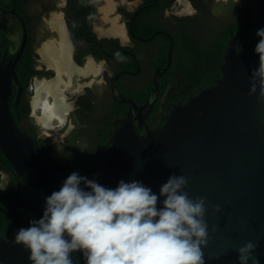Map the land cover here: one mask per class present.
Instances as JSON below:
<instances>
[{
	"label": "water",
	"instance_id": "obj_1",
	"mask_svg": "<svg viewBox=\"0 0 264 264\" xmlns=\"http://www.w3.org/2000/svg\"><path fill=\"white\" fill-rule=\"evenodd\" d=\"M102 6L105 15L99 11L96 18V22L100 20L99 29L105 23L124 36L123 27L116 23L111 0H103ZM47 14L54 20L60 39L54 34L40 38L38 49L48 60L61 50L63 63L71 68L66 61L68 42L59 19L62 11L59 7ZM48 19L44 15V21ZM254 25L256 31L264 28V0H256ZM0 28L6 39L0 55V150L16 179L13 202L8 210L0 206V211L7 214L23 208L27 228L30 220L43 215L45 197L59 190L65 178L48 164L38 141L20 123L23 86L15 67L28 41L24 18L15 7L0 8ZM241 35L242 32L236 33L227 44L222 77L185 105L173 106L165 120L153 128L145 118L156 102L159 79L172 61L171 35L168 34L166 65L154 69L152 87L143 104L116 88L117 78L132 72L117 73L112 81L113 93L127 104L126 116L116 120L106 156L89 178L109 188H115L121 179L139 180L158 194L171 174L184 175L188 181L184 190L189 198H206L209 236L207 244L201 246L204 264H239L237 249L248 241L258 245L252 253L256 259H250L249 264H256V260L264 264V77L254 78L252 74L264 61L255 52L237 51L236 41ZM59 79L67 88V97L52 84ZM55 80L39 84L34 98L35 104L41 106V120L52 128L54 117L59 124L63 122L68 109L65 99L69 100L75 89L74 84L61 78L60 72ZM47 95L53 98L51 104ZM163 199L159 198L158 207ZM217 205L220 211H216ZM29 255L22 244L0 239V264H32ZM72 258L74 264H85L79 252H74Z\"/></svg>",
	"mask_w": 264,
	"mask_h": 264
},
{
	"label": "flooded vegetation",
	"instance_id": "obj_2",
	"mask_svg": "<svg viewBox=\"0 0 264 264\" xmlns=\"http://www.w3.org/2000/svg\"><path fill=\"white\" fill-rule=\"evenodd\" d=\"M50 1L51 4L43 8L39 18L40 31L36 35L34 32L33 35L32 72L30 81L26 89L23 87L20 97V102L23 100L27 105L25 115L22 121L20 120L21 125L26 131L29 129L39 141L44 143L48 142V140L59 142L76 131L78 135L85 137H94L100 133L104 135L105 131L108 138H110L114 131L116 120L125 117L127 112L126 110L124 116L115 115L114 112L120 101L117 95L113 93L112 81L122 69L128 70L122 67H125L130 60L136 64L135 70H128L132 73L125 74L126 76L122 79L118 77L115 82L116 88L123 94L122 89L125 87L135 88V84L130 81L129 76L137 77L143 83L149 80L151 73L150 64L156 60L159 51L164 46V37L168 39L169 45L170 38L168 34L173 39V52L180 27L181 29L184 27L193 29L191 30L192 34H194L193 38L198 43H201L209 31L216 33L218 20H224L223 18L227 16L232 18L235 12L239 13L244 11V7L248 4V0H157L159 1L158 12L156 11L157 13H155L157 15L152 16L154 19L149 17L153 22H156L155 29L152 33L148 34V28L143 27L139 34V32L136 33L133 31L131 25H134V23L140 20L147 21V17H142L141 13L151 5H145V0H111L113 14L117 16V19H115L116 23L119 26L121 25L125 32L124 36H120L112 30L111 27L113 26L107 27L105 23L102 29H99L100 20L96 22V18L99 11H102L104 7L102 6L103 0H85L91 9L90 16L92 17V22L88 26L87 32L92 33L93 37L82 36L79 40L74 41L65 13L68 0H63V2L61 0ZM58 1H61V3ZM74 1L75 4H80L83 0ZM2 3L3 1L0 0V8H5ZM59 7L62 11V16L59 19L65 30L69 48L66 56L68 59L66 61L71 63V68L66 63H63L64 60L62 59L63 55L61 54V50L55 52L53 57L48 60L47 57L44 58L42 56L38 49V44L41 43L40 38L42 39L50 34H54L60 39L58 29L53 25L54 20L50 18L51 15L47 14L48 11ZM128 13L132 14L130 20L127 18ZM101 14L105 15L103 11ZM44 15L48 16L49 19L47 21H44ZM139 16H141L140 19ZM241 32L243 35L244 31ZM114 42L122 49L115 51L117 46ZM255 46L236 44V49L237 51L247 50L248 53L254 54ZM2 52L0 51V55ZM172 62L173 58L169 68ZM157 67L163 68L164 65H158ZM169 68L161 77L166 74ZM57 72H60L67 78L68 84H74L75 89H72L71 97H68L69 100L65 99V102L68 104V109L63 114V122L59 124L60 122L56 117L51 121L55 125L53 128L61 125V128L56 132L58 136L54 137L48 134L47 129H51L52 127H48L41 120V106L35 104L34 98L36 96L37 86L49 79L55 80ZM219 78L215 80L217 81ZM166 79H168L169 83L172 81L169 76H166ZM52 84L58 86L62 95L67 97V95H64L67 88L61 83L60 79L53 81ZM206 88L201 86L198 89L197 85L195 86L191 82L187 83V85L183 84L182 88L176 91V99L171 102L167 109L160 108L153 116L150 113L151 111L147 114L145 118L146 124L150 128L157 126L165 120L173 106L185 105ZM59 90L58 94L60 92ZM47 97H50L53 101L51 95H47ZM86 101L88 108L84 109L81 104ZM107 145L108 143L105 145V149ZM1 155L3 156L2 153ZM4 163L9 162L4 156L0 157V206L3 210H8L16 194V179L11 172V168L8 169ZM20 227L26 228V218L23 208L17 207L7 214L0 211V239L12 240L15 232Z\"/></svg>",
	"mask_w": 264,
	"mask_h": 264
},
{
	"label": "clouds",
	"instance_id": "obj_3",
	"mask_svg": "<svg viewBox=\"0 0 264 264\" xmlns=\"http://www.w3.org/2000/svg\"><path fill=\"white\" fill-rule=\"evenodd\" d=\"M256 36L254 51L264 61V28ZM252 74L264 77V63ZM187 183L171 174L157 194L139 180L109 188L73 171L45 197L43 215L20 227L12 242L30 251L32 264H74V252L85 264H204L206 198H189ZM257 247L252 241L240 246L239 264L256 259Z\"/></svg>",
	"mask_w": 264,
	"mask_h": 264
},
{
	"label": "trees",
	"instance_id": "obj_4",
	"mask_svg": "<svg viewBox=\"0 0 264 264\" xmlns=\"http://www.w3.org/2000/svg\"><path fill=\"white\" fill-rule=\"evenodd\" d=\"M2 5L6 9L15 7L22 15L27 26L28 43L25 46L24 52L16 64V72L20 83L26 89L32 72V54L34 32L35 35L40 31V16L43 8L51 4L50 0H2ZM160 1V0H159ZM157 0H145V5H151L146 10L142 11V17H147V21L140 20L131 25L134 32L140 34L143 27L148 28V34L155 29L156 22H153L149 17L157 15L158 3ZM244 11L235 12L232 18L229 16L218 20L217 31H209L206 38L198 43L194 38L191 30L188 27H181L178 30L177 42L172 55L173 62L169 70L164 76L159 79V91L156 102L151 110L152 116L161 109H167L171 102L176 99V91L182 88L183 84L191 82L199 89L201 86L206 88L216 83L217 78H221L220 66L223 62V55L230 39L238 32L244 31L243 35L237 39L236 44L256 45L259 37L256 36V27L254 25V17L256 11V0H248ZM41 4V5H40ZM44 4V5H42ZM153 4V5H152ZM157 11V12H156ZM91 9L83 0L80 4H75L74 0H68V6L65 9L66 19L68 20L72 38L74 41L79 40L82 36L93 37L92 33L87 32L88 26L92 22L90 16ZM140 14V15H141ZM132 14L128 13L127 18L130 20ZM141 16H139V19ZM145 22V23H144ZM0 29V51H3L6 46V39ZM104 42V41H103ZM116 45V42H114ZM118 47V45H116ZM119 51L122 48H117ZM168 39L164 37V46L159 51L156 60L150 64L149 80L143 83L137 77L129 76L130 81L135 84V88L125 87L122 92L125 96L131 97L137 104H143L146 101L148 92L152 87L151 75L158 65H166L167 62ZM122 68L135 70L136 64L130 60L129 63ZM123 70V69H122ZM126 75L120 76L122 79ZM166 76H169L172 81H168ZM172 82V83H171ZM143 83V84H142ZM81 106L88 108V103L83 102ZM26 102L21 101L19 107L20 120L22 121L26 112ZM127 110V104L120 102L115 108V115L124 116ZM154 126V124H153ZM156 127V126H155ZM39 143L43 155L48 164L56 170V172L67 178L73 171L79 172L90 178L98 169L106 156L105 145L108 143V136L104 131L103 134L95 135L94 137L80 136L76 132H72L59 142L48 140L44 143L39 141L35 134L29 129L27 130ZM50 144V146H49ZM2 151L0 152V157ZM3 154V153H2ZM4 165L10 169L9 163ZM11 222V221H10Z\"/></svg>",
	"mask_w": 264,
	"mask_h": 264
},
{
	"label": "rangeland",
	"instance_id": "obj_5",
	"mask_svg": "<svg viewBox=\"0 0 264 264\" xmlns=\"http://www.w3.org/2000/svg\"><path fill=\"white\" fill-rule=\"evenodd\" d=\"M60 76H61L62 79L64 78V81H65V82H67V78H65V77L63 76V74L60 73ZM47 101L50 102V103L52 102V100H51L50 97H47ZM35 111H36V110H35ZM37 113H38V111H37ZM60 128H61V125H59L58 127H55V128L47 129V132L56 135V132H57Z\"/></svg>",
	"mask_w": 264,
	"mask_h": 264
},
{
	"label": "bare ground",
	"instance_id": "obj_6",
	"mask_svg": "<svg viewBox=\"0 0 264 264\" xmlns=\"http://www.w3.org/2000/svg\"><path fill=\"white\" fill-rule=\"evenodd\" d=\"M49 104H51V103H49ZM55 118V117H54Z\"/></svg>",
	"mask_w": 264,
	"mask_h": 264
}]
</instances>
